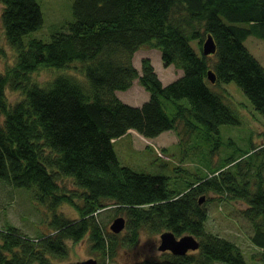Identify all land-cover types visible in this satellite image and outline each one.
Instances as JSON below:
<instances>
[{
  "label": "trees",
  "instance_id": "16d2710c",
  "mask_svg": "<svg viewBox=\"0 0 264 264\" xmlns=\"http://www.w3.org/2000/svg\"><path fill=\"white\" fill-rule=\"evenodd\" d=\"M70 1V19L42 35L41 1L0 0L4 36L16 52L0 72V185L28 192L46 228L31 236L5 223L0 264H54L69 255L68 242L85 238L99 264H120L121 249L165 231L192 235L199 248L122 264H264V143H256L264 136L243 123L223 87L235 83L264 121V66L244 43L264 39V0ZM208 35L216 52L204 55ZM146 46L182 76L165 85L149 58L139 70L134 55ZM41 69L52 74L43 83L33 77ZM136 80L149 93L141 106L119 97ZM9 92L19 98L12 102ZM226 125L246 134L222 131ZM131 130L149 139L174 131L177 163L161 161L158 174L122 164L115 146ZM214 200L241 205L237 216L256 250L250 258L208 228ZM65 204L78 216L60 211ZM107 209L123 215L125 233L101 222Z\"/></svg>",
  "mask_w": 264,
  "mask_h": 264
},
{
  "label": "rangeland",
  "instance_id": "374dc122",
  "mask_svg": "<svg viewBox=\"0 0 264 264\" xmlns=\"http://www.w3.org/2000/svg\"><path fill=\"white\" fill-rule=\"evenodd\" d=\"M39 1H41V3L44 5V17L45 23L47 24V27H45V29L41 32L42 35H46L48 31H50L48 29L49 26L50 28L54 27V25H51V23H55L60 19L61 21L62 19L65 21H67L68 18L70 19L72 14V5L70 0ZM2 8V4L0 3V72L5 69L8 63H12L14 61V56L16 54V52L7 44L4 36L1 21ZM49 37L50 34L44 39L47 40ZM244 43L264 66V39L250 36L247 40H245ZM192 44L194 47L197 46L196 41H193ZM146 58L151 60L159 77L165 85L177 80L182 76L181 71L174 66L167 67L164 65L160 50L147 46L139 49L134 55V63L139 70L141 69L142 61ZM51 75L52 74L48 70L41 69L34 73L33 77L37 81L43 83L47 81ZM223 87L232 95L233 100H231L230 103L241 116L243 123L245 122V124L249 126L250 129H253L256 133H259L260 136H264V121L257 114L253 115L252 104L243 91L235 83L223 84ZM119 95L122 101L132 106H141L149 99V93L140 85L138 80L134 82V85L130 90L121 92ZM9 96L11 97L12 102L19 98V96L14 92H9ZM238 127L240 126L226 125L222 127V131L230 130L229 132L231 133ZM235 133L237 136L246 134V132H243V130L240 132L237 131ZM262 138L256 139V143L263 144L264 140H260ZM177 143H179V140L177 134L174 131H167L156 138L149 139L145 138L137 131L131 130L126 136L119 139L115 148L122 164L130 166L138 171L158 174L162 173L164 170L161 169V161L168 160L169 162H174V164L177 163L178 158H180V149H178L179 146L177 148ZM164 149L168 150V156L163 153ZM174 149H178V151L174 153ZM176 155H178L177 159H171V156L173 157ZM212 163L215 166L218 165L219 154L213 156ZM67 186L69 188L73 187L70 181H67ZM240 207V204H228L226 206H220L219 202L214 200L208 206V210L210 212L208 228L211 231L231 239L232 241L239 244L246 257L250 258L253 253H256V250L253 249L249 242V227L246 226V222L244 220L239 219L237 216L238 212L236 210ZM60 211H64L72 218L78 216L76 209L72 205H62ZM46 214L51 215L49 212ZM43 215L44 212L40 204L31 203V195H29L28 192H20L19 190H12L9 186L7 187L0 185V227L9 222L10 224L16 225L17 227L24 230V233L35 236V229L37 231H45L46 229L42 228L44 225L43 221L45 220ZM101 215L100 220L108 230L111 229L110 226L115 218L123 216L120 214L114 216V211L112 209L103 211ZM125 232L126 230L124 228L120 233L123 234ZM160 242V235H149L143 233L139 239V242L134 247L120 250L118 262L122 264L136 259L158 257L163 253L158 249ZM68 246L69 255L62 259H56L54 264H74L78 261H83L90 258L97 259L96 255L90 250V245L87 238L78 243L68 242ZM107 264L114 263L109 261Z\"/></svg>",
  "mask_w": 264,
  "mask_h": 264
},
{
  "label": "water",
  "instance_id": "95a60500",
  "mask_svg": "<svg viewBox=\"0 0 264 264\" xmlns=\"http://www.w3.org/2000/svg\"><path fill=\"white\" fill-rule=\"evenodd\" d=\"M216 52V44L211 35H208L204 44H203V54L211 55ZM208 79L212 82H216V76L213 70L208 72ZM205 200V197L202 196L200 203ZM126 226V220L123 216L117 217L110 228L115 233H120ZM160 245L158 249L161 252H170L174 255H186L189 251L197 250L199 248L198 240L192 235H185L178 238L173 232L165 231L160 235ZM74 264H99L98 260L95 258H90L83 261H78Z\"/></svg>",
  "mask_w": 264,
  "mask_h": 264
},
{
  "label": "crops",
  "instance_id": "0c3cea01",
  "mask_svg": "<svg viewBox=\"0 0 264 264\" xmlns=\"http://www.w3.org/2000/svg\"><path fill=\"white\" fill-rule=\"evenodd\" d=\"M161 79V78H160ZM119 97H120V95H119Z\"/></svg>",
  "mask_w": 264,
  "mask_h": 264
}]
</instances>
